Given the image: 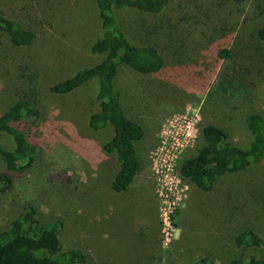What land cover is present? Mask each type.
<instances>
[{
    "label": "rangeland",
    "instance_id": "374dc122",
    "mask_svg": "<svg viewBox=\"0 0 264 264\" xmlns=\"http://www.w3.org/2000/svg\"><path fill=\"white\" fill-rule=\"evenodd\" d=\"M34 3L42 35L16 53L41 73L42 135L34 172L15 178V191L0 195V230L32 202L41 222L61 223L62 251L79 246L97 263L194 264L208 258L224 264L258 257L253 249L236 248L233 239L246 229L264 239V162L224 176L207 193L178 170L201 147L206 125L236 146L251 141L244 119L264 115V45L255 35L264 0H170L160 14L142 18L156 29L151 36L163 68L143 75L119 67L113 78L124 114L143 130L134 145L138 173L122 193L110 189L116 157L102 151L111 126L92 131L85 123L98 111L96 80L67 96L48 93L55 82L102 58L88 51L100 35L94 0ZM252 5L255 13L248 12ZM220 49L230 51L229 61L217 58ZM4 83L0 115L13 102ZM0 146L14 147L3 133Z\"/></svg>",
    "mask_w": 264,
    "mask_h": 264
},
{
    "label": "trees",
    "instance_id": "16d2710c",
    "mask_svg": "<svg viewBox=\"0 0 264 264\" xmlns=\"http://www.w3.org/2000/svg\"><path fill=\"white\" fill-rule=\"evenodd\" d=\"M94 4L100 35L88 51L102 57L101 60L72 71L67 78L49 86L48 93L55 97L67 96L96 80L98 111L88 115L85 123L92 131L111 126L112 136L102 145V151L116 157L118 169L111 179L110 189L122 193L129 189L138 173L134 145L142 138L143 130L124 114L113 78L119 67L143 75L162 70L163 59L151 36L156 29L142 18L160 14L170 0H94ZM248 12L255 13V6ZM263 16L255 28L256 38L262 45ZM39 27L34 0H0V80L5 82V90L13 100L0 115V133L9 136L14 145L11 151L0 146L1 196L15 191V178H24L35 170L44 115L40 105L43 80L38 67L20 60L16 50L36 45L42 35ZM217 58L229 61L231 53L220 49ZM244 125L251 136V141L244 146L234 145L225 132L213 125L202 127V145L194 156L180 164V177L207 193L224 176L244 172L264 162V115L249 113ZM58 187L65 195H74L62 184ZM61 228L57 220L41 222L34 204L25 203L22 211L0 230V264H104L95 262L86 249L79 246L62 251ZM233 244L238 249H253L259 256L233 258L224 264H264V239L256 232L246 229L237 233ZM194 264L216 263L202 258Z\"/></svg>",
    "mask_w": 264,
    "mask_h": 264
},
{
    "label": "built area",
    "instance_id": "2783aa9c",
    "mask_svg": "<svg viewBox=\"0 0 264 264\" xmlns=\"http://www.w3.org/2000/svg\"><path fill=\"white\" fill-rule=\"evenodd\" d=\"M184 122H185V123H184V127H185V128H188L190 122H189L188 120H186V121H184ZM182 133H183L182 130L179 129V134H182ZM174 140H175V142H174V144H173V147H176V146L178 145V142H177V139H176V138H175Z\"/></svg>",
    "mask_w": 264,
    "mask_h": 264
}]
</instances>
